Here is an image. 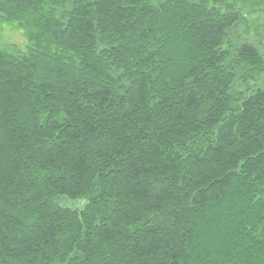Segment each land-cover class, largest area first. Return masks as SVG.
<instances>
[{
    "label": "trees",
    "instance_id": "16d2710c",
    "mask_svg": "<svg viewBox=\"0 0 264 264\" xmlns=\"http://www.w3.org/2000/svg\"><path fill=\"white\" fill-rule=\"evenodd\" d=\"M0 21V264H264V0Z\"/></svg>",
    "mask_w": 264,
    "mask_h": 264
},
{
    "label": "rangeland",
    "instance_id": "374dc122",
    "mask_svg": "<svg viewBox=\"0 0 264 264\" xmlns=\"http://www.w3.org/2000/svg\"><path fill=\"white\" fill-rule=\"evenodd\" d=\"M25 38L22 30L14 22L0 21V49L15 53L25 50ZM71 205V204H69ZM79 205V204H77Z\"/></svg>",
    "mask_w": 264,
    "mask_h": 264
}]
</instances>
